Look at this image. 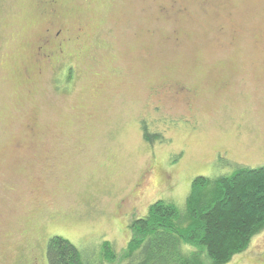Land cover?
Segmentation results:
<instances>
[{
	"label": "rangeland",
	"instance_id": "1",
	"mask_svg": "<svg viewBox=\"0 0 264 264\" xmlns=\"http://www.w3.org/2000/svg\"><path fill=\"white\" fill-rule=\"evenodd\" d=\"M44 1L0 0V264H48L53 235L95 264L195 176L264 164V0ZM51 23L72 39L45 60Z\"/></svg>",
	"mask_w": 264,
	"mask_h": 264
},
{
	"label": "trees",
	"instance_id": "2",
	"mask_svg": "<svg viewBox=\"0 0 264 264\" xmlns=\"http://www.w3.org/2000/svg\"><path fill=\"white\" fill-rule=\"evenodd\" d=\"M141 130L147 142L163 139L146 124ZM128 228L126 246L116 251L103 240L95 264H228L264 230V164L197 175L181 207L157 199L144 215L130 218ZM46 259L48 264H92L60 235L49 237Z\"/></svg>",
	"mask_w": 264,
	"mask_h": 264
},
{
	"label": "flooded vegetation",
	"instance_id": "3",
	"mask_svg": "<svg viewBox=\"0 0 264 264\" xmlns=\"http://www.w3.org/2000/svg\"><path fill=\"white\" fill-rule=\"evenodd\" d=\"M45 4L50 5V7H54L53 3L54 0H45ZM54 9V8H53ZM55 11V9H54ZM65 27L63 26H57L53 23H51L48 27L45 28L42 37L39 39L38 44L35 45V52L36 55L41 56L45 58V60H50L51 57L54 55L61 56L63 53H65V45L70 42L72 39L67 34H65ZM76 36V38H78ZM64 71V78L66 80V76L70 74V68L62 69ZM65 70L67 73H65ZM37 73H41V68H38ZM66 85V81L64 82V87ZM168 87V86H167ZM179 90L185 91V89L181 86L178 87ZM168 89H170L168 87ZM156 91V92H155ZM158 91V92H157ZM154 92L157 94L160 92L159 89H155ZM158 99H161L158 97ZM33 258H36V256H33Z\"/></svg>",
	"mask_w": 264,
	"mask_h": 264
}]
</instances>
